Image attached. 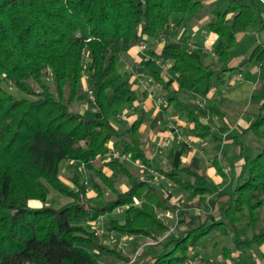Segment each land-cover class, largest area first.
<instances>
[{"label": "trees", "instance_id": "16d2710c", "mask_svg": "<svg viewBox=\"0 0 264 264\" xmlns=\"http://www.w3.org/2000/svg\"><path fill=\"white\" fill-rule=\"evenodd\" d=\"M225 1V8L204 26L224 45L205 61L200 46L190 48L176 39L189 20L208 15L201 0H0V264L128 262L120 249L107 246L95 229L76 220L96 227L103 222L121 236L154 239L145 264L202 261L201 250L215 263L218 256L228 259L237 253L242 261L252 256L264 264V96L255 113H247L248 125L230 137L241 164L227 174V190L191 162L154 167L142 119L124 131L116 125L124 110L146 96L132 87L131 73L120 70L121 61L129 62V50L141 42L162 39L158 60L176 82L175 89L169 88L154 72L158 92L165 90L163 113L178 112L193 124L189 133L199 139L220 140L187 99L205 98L231 70L227 65L237 34L261 38L248 61L264 82V0ZM5 84L22 96L10 93ZM87 90L94 97L93 103L89 100L94 114L71 111ZM240 136L256 143L253 152H245ZM110 146L128 160L103 157ZM97 159L105 165L92 169L90 189L75 179L70 188L59 179L63 162ZM217 159L213 155V167L223 180L225 163ZM126 161L139 166L133 169ZM155 171L162 175V185L153 181ZM122 178L126 189L119 190ZM42 180L69 201L45 206ZM167 181L183 194L184 208L201 217L170 234L162 216L174 212L163 189ZM103 187L112 198H104ZM30 200L43 205L33 209Z\"/></svg>", "mask_w": 264, "mask_h": 264}, {"label": "crops", "instance_id": "0c3cea01", "mask_svg": "<svg viewBox=\"0 0 264 264\" xmlns=\"http://www.w3.org/2000/svg\"><path fill=\"white\" fill-rule=\"evenodd\" d=\"M202 2H204V5L208 10V15L201 20H189L186 28L179 29L176 34V39L183 40L184 42L192 41L197 44L202 48L203 54L206 55L207 60H209L212 56L213 47L215 46V49L218 48V41L215 35L206 33L204 26L208 21L215 18L213 15L216 12V9L213 4L217 2V0H202ZM187 31L189 32L188 36H186ZM242 34L243 33L237 34L236 41L242 37ZM143 43V48L139 45L134 46L129 50L130 61L127 63L121 61L120 70L122 72L131 73L130 81H132V87L139 92L146 91V96L141 101L135 102L121 119L125 120V123L128 124L136 119L143 120L140 129L144 134V141L147 143L148 156L153 161L154 167L164 168L169 164V162H172L173 165H176L179 162L183 164L191 162L194 166L204 169L215 183H220L221 187L224 190H227L231 182V178L227 174L237 170L238 166L241 164V159H237L235 157L236 161L232 163V165L231 163H227V167H224V172L227 177L222 180L221 177L217 175L213 167V155H217V160L220 163L223 156L227 157V155L223 154V151H226L228 146H233V144H231L232 139H230L232 136L231 132L235 130L236 133H240L242 131L241 129H244L248 125L242 119L244 116L248 119L249 116L247 111L237 108L236 105L241 101L240 98H243L245 94L244 88L248 90L250 87V90H255V87H257L256 84L258 85L260 83L257 79V67L250 64L248 61L249 52L247 51L245 53L234 54L233 57L229 59L227 66L228 68H231V70L222 75L218 86L211 88L205 98L197 97L187 99L190 104V109H196L195 111L197 112L200 120L211 127L213 136L219 138V133H222V138H220L219 141H215L207 147L206 139L210 141L209 137L206 139H199L189 133V129L193 125L192 123H189L186 119L181 118L176 114V112H174L173 109H169V114L166 116L163 113V107L159 110L155 108V102L158 97L165 100V90H163L164 92L162 93H159V90H154V84L156 83L154 72H158V75L163 79L164 85L169 88L175 89L176 82L172 74L168 72L167 67L165 66L162 68L157 63V61H159L158 56L163 45V40L161 39V41L155 42L144 41ZM246 82H248V85L244 86ZM85 86L86 83H84V87ZM253 94H251V98H253ZM261 102L262 100L259 101L258 104ZM76 103L77 101L73 104L75 105ZM217 104L225 105L227 111L232 110L236 112L238 109L237 112L239 111V115L235 113L236 119L228 123L224 119L225 112L219 110L217 108ZM251 105L253 104L250 99L248 107ZM75 112L86 115L85 111L82 109ZM93 114L94 112L91 115ZM175 143H177L178 146L177 148H174V158L171 155L172 159H175V161L173 162L172 159L169 162L162 160V157L160 156L161 149H166L167 147V150L173 149ZM185 145H188L191 149L184 150ZM210 153H213V155L211 156ZM201 159H207L208 161L203 163ZM226 168L229 172H226ZM168 197L170 198V196ZM196 212L199 214L195 213L193 210L192 215L194 218L198 217L197 221L200 222V212L197 210ZM184 217L185 216L181 218V224L190 225L193 218L190 217L189 219ZM132 239L136 242L139 241L137 239L140 238L134 236ZM142 246L143 245L139 247V250L144 254L137 264H145L151 256L150 250H146L145 248L142 249ZM260 250L264 254V244L261 245ZM200 254L203 255V259L200 264H263L258 262L256 259L254 261L253 258L255 257L252 256L244 257V260L242 261L238 258L237 253H232L231 258L228 259H222L218 256L217 263L210 261L209 255H207L205 250H201Z\"/></svg>", "mask_w": 264, "mask_h": 264}, {"label": "rangeland", "instance_id": "374dc122", "mask_svg": "<svg viewBox=\"0 0 264 264\" xmlns=\"http://www.w3.org/2000/svg\"><path fill=\"white\" fill-rule=\"evenodd\" d=\"M213 5L215 6V9H216V12L213 15V17H215L218 12L222 11L225 8L226 1L225 0H217V2H215ZM188 31L186 33V36H188V34H189ZM260 40H261V38L259 36H256L255 34L243 33L242 37L236 41L234 47L230 50V59L233 57L234 54L245 53L247 51L250 52L252 47L254 45H256V43L259 42ZM189 42L192 43L191 46L194 45V43L192 41H189ZM217 43H218L217 44L218 48L220 46L224 45L222 40L218 41ZM219 44H220V46H219ZM214 50H216L215 46L212 49V53L214 52ZM204 59H205V61H209V60H207L206 55H204ZM157 63L162 68L165 67V65L160 63V61H157ZM167 69H168V67H167ZM255 78H256V76H255ZM219 85H221V84H219ZM246 85H248V82H246V84L244 86H246ZM256 86L257 87H255V90L254 89L250 90L249 89L250 87L248 88V90H246V88H244L246 90V91L244 90L245 94H244L243 98H240L241 101L236 105L237 108L242 109L244 111H247V113H255L256 109L258 108L259 101H261L263 96H264V84L259 83L258 85L256 84ZM5 87L10 91V93H13L19 97L22 96V94L17 92L15 89L10 88V87L8 88V84H5ZM158 88H160V86ZM253 92H254V94H253ZM251 94H253V98H251ZM250 99H251V102L253 105L248 107ZM91 104L92 103H90L89 99L87 98V94L85 93L77 100V103L75 105L74 104L71 105L70 109H71V111H77L79 109H82L85 111V114L87 116H89L94 112V111H92V108H91L92 105ZM163 104H164V100H163L161 109L163 107ZM217 105H218L217 108L219 110H222L225 112V114L223 113L224 117H225L224 119L228 123H230L231 121L236 119L235 113H237L239 115V111L237 112L238 109L237 110L235 109L236 112L232 111V110L227 111L225 108L226 107L225 105H222V104H217ZM194 110H196V109H194ZM91 111H92V113H91ZM240 113H241V111H240ZM176 114L180 116V114H178V112H176ZM122 117L123 116H118L117 120H116V122H117L116 125L120 131H124L126 129V127L128 126V123H125V120L121 119ZM181 118H183V117H181ZM183 119H185V118H183ZM242 119L247 123L246 120H248L249 117L247 119V117L244 116ZM207 122H209V121H207ZM241 130H243V129H241ZM237 134H239V133H236L235 130L231 132L232 136L237 135ZM218 137L222 138V133H219ZM209 138H210V141L208 139H206L207 140V144H206L207 147L209 145H211V143H214L216 141L212 137H209ZM239 140L244 142V144H245L244 149H245L246 153L250 154L251 152H253V149H255V145H256V143L253 140H251L245 136H240ZM177 146H178L177 143H175V146L173 147V149L167 150L168 147L166 149H161V153H160V156L162 157L161 159L169 162L172 159V156L174 153L173 152L174 148H177ZM184 147H185L184 150L191 149V147H189L188 145H185ZM227 148L228 149L226 151H223L224 153L222 152L223 154L227 155V157L226 156L222 157V160H224V163H226L225 167H227V163H231V165H232V163H234L236 161V158L238 159V153H239V148L235 145L228 146ZM210 155L212 156L213 153H210ZM173 158H174V156H173ZM172 161L174 162L175 159H172ZM207 161H208L207 159L202 160L203 163H205ZM226 161H228V162H226ZM126 162L129 165V167H131L133 169H135V167L139 166L137 163H132L131 161H126ZM210 164H211V161H210ZM104 165H105V162L102 159H97V160H95L89 164H81V163H74V162H63L59 168V179L65 185H67L70 188H75V186L72 183L73 179L78 180L79 183H84L85 185L87 184L86 186H87V190H88V189H90L88 186V179L93 174L92 169L93 168L100 169V168H103ZM225 170H226V172H229L227 168ZM133 171H135V170H133ZM152 176H154V177H152V179H153V181H155V183L162 185L163 177H162V175L159 174L158 171H155V173H153ZM41 183H42V185H43V187L47 193V200L44 203L45 206L59 207V206L65 204L69 201L68 197L54 191V189L46 181L42 180ZM126 184H127L126 179L122 178L116 184V187L119 190H124V189H126ZM163 189L165 190L167 195L170 196V198L169 197L168 198H169V201L171 203V207H173V209H174L173 213L171 211H167V212L163 213V215H162L165 218L166 222L168 223L167 225L169 226V231L166 234H170L172 232H174V233L179 232L178 228H180L182 226V224H181L182 219L181 218L183 216H185L186 218H189V219H190V217H192L193 220H192L191 224L195 225L196 223H198V221H197L198 217L194 218L192 215L193 210L184 208V206H185L184 204L186 203V200H185L184 196H181L183 194H181V191H179L175 187L174 183H172L171 181H167V185H165V187H163ZM86 197H87V195H86ZM112 197H113V194H111V192L107 188H104V198L109 199ZM84 201H87V198L84 199ZM28 205H29V207L36 209V208H40L43 205V203H41L38 200H30ZM180 210H182L183 214L180 213ZM194 211H195V213H197L195 209H194ZM197 214H199V213H197ZM181 215H183V216H181ZM74 222L79 223V224H83L87 228H89L90 230L96 229L95 224L90 223L86 220H76ZM99 226L104 231L103 235L98 236L100 238V240L104 241L103 243H105L107 246H109L111 248L116 247L117 249H120L125 254V256H128V262L127 263L117 262L116 264H137V262L140 260V258H142V255L144 254V253L140 252L139 247L141 245H143L142 249L145 248L147 250L151 244L155 243V240L152 238H145V237L140 238L139 237L140 239H137L139 241H136L137 246H135L134 244L132 245V242L135 241L132 239V238H134L133 235L125 236L124 239H120L121 235H118L114 232L112 234L111 233L112 231L108 230L105 227V224L103 222L101 224H99ZM208 247H209V245L207 246V248ZM132 250H134V251L132 252ZM209 250H211V249L209 248ZM194 260L196 261L195 263H192V260L190 262L192 264H200V262H201V260L199 261L197 258L196 259L194 258L193 262H194ZM253 260L255 261V258Z\"/></svg>", "mask_w": 264, "mask_h": 264}, {"label": "built area", "instance_id": "2783aa9c", "mask_svg": "<svg viewBox=\"0 0 264 264\" xmlns=\"http://www.w3.org/2000/svg\"><path fill=\"white\" fill-rule=\"evenodd\" d=\"M191 44H192L191 42H188V45H189L190 48L193 47V46H191ZM140 46L143 48L144 47V43L141 42ZM159 86H160L159 83L156 82L154 84V90H157ZM85 88H86V86H85ZM87 98L92 103L94 102V97H93V94H92V92L90 90H87ZM162 103H163L162 98L158 97V99L156 100V103H155V108L159 110L161 108V106H162ZM127 111H128V109L125 110L122 113V116L125 113H127ZM103 157H105L106 159H125V160H127L129 158L128 155H127V157L121 156V154L118 152V150H116L115 148H113L111 146L107 148L106 152L103 154ZM103 233H104L103 229H101L100 227L97 226L96 229H95V235L100 236V235H103ZM111 233L113 234V232H111ZM124 238H125V236H120V239H124ZM195 262H196L195 260H194V262L192 261V263H195ZM192 263L190 262L189 264H192Z\"/></svg>", "mask_w": 264, "mask_h": 264}]
</instances>
